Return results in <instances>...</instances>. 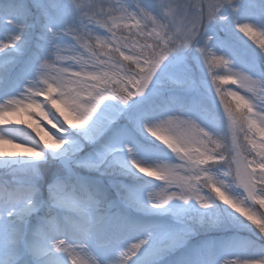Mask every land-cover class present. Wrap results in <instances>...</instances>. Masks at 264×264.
I'll return each instance as SVG.
<instances>
[{
  "label": "snow or ice",
  "instance_id": "1",
  "mask_svg": "<svg viewBox=\"0 0 264 264\" xmlns=\"http://www.w3.org/2000/svg\"><path fill=\"white\" fill-rule=\"evenodd\" d=\"M2 143L0 264H264V0H0Z\"/></svg>",
  "mask_w": 264,
  "mask_h": 264
},
{
  "label": "rangeland",
  "instance_id": "2",
  "mask_svg": "<svg viewBox=\"0 0 264 264\" xmlns=\"http://www.w3.org/2000/svg\"><path fill=\"white\" fill-rule=\"evenodd\" d=\"M241 35H243V34H241ZM245 39H248V42H249V43H252L254 47H258V45H255V43H254L253 41H251L249 38L245 37ZM222 74H224V73H222ZM222 88H223L225 91H227V90H229V89H231V90H236L237 85H233V84L231 83V81H229L228 83L223 84V85H222ZM221 110H222V106H221ZM25 127H26V126H25ZM0 148L6 150V151H8V152H20V151H23V149L18 148V147H16V146L13 145V144H8V143H2V144H0ZM169 151H170V150H169ZM147 178H148V177H141L140 179H141L142 181H147ZM257 207H259V206H257Z\"/></svg>",
  "mask_w": 264,
  "mask_h": 264
}]
</instances>
